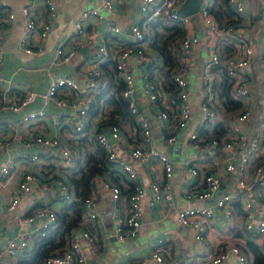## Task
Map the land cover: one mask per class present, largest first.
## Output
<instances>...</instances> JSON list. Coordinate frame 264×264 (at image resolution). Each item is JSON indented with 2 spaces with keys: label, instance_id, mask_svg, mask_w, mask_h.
Instances as JSON below:
<instances>
[{
  "label": "built area",
  "instance_id": "2783aa9c",
  "mask_svg": "<svg viewBox=\"0 0 264 264\" xmlns=\"http://www.w3.org/2000/svg\"><path fill=\"white\" fill-rule=\"evenodd\" d=\"M35 0H26L20 7V14L25 18L27 33H35L44 38L51 29V19L55 16L53 0H41L35 5ZM215 0H202L198 13L204 24L203 38L206 40V56L200 79V118L197 125L189 128L192 119L189 107V64L192 51L200 38L194 34H185L177 47L178 67L169 69L159 60V53L150 42L152 33L147 23L157 17L179 21L183 27L190 21V15H180L178 8L181 0H140L139 12L142 16L138 23L130 26L131 39L125 41L118 48L111 50L105 43L95 45L91 57L83 68V81L80 83L73 76H59L53 78L44 91L38 93L34 89L25 91L22 96L10 99L9 109L17 111L28 106L38 96L54 97L57 94L71 93L78 104L74 116V133L77 137L83 134L85 125L91 128L87 139L90 140L95 151L103 149L108 161L115 163L125 178L132 183L131 191L126 199L127 207L119 202L120 188L115 183L104 180V186L109 189L112 199V210L115 221L114 235L117 240L125 241L136 236L141 228L142 201L146 192L136 181V166L125 160L121 155H127L136 163H148L157 160L162 169L161 178L154 177L150 183V201H165L170 209H177L172 197V177L174 160L161 151L154 144L152 138V122L161 129L164 143H174L181 136L192 149L195 150L190 159L186 160V174L194 183L180 191V198L187 203L176 210V220L182 226L193 230L194 239L200 244L199 254L209 264H246L247 254L238 244L219 245L209 237L210 230L218 213L225 218L233 219L235 209L239 210L241 220L238 224L239 232L244 242L256 244L264 254V78L258 84V96H254L245 82V72L252 55V48L244 42V32L238 28L237 22L218 26L209 14V7ZM229 7L236 13H243L245 0H228ZM101 6L109 8L110 0H101ZM98 7H88L80 11L77 21L73 24L72 37L77 38L86 25L90 16H99ZM264 15V10H263ZM14 13L5 11L0 21H12ZM106 28L113 33L119 31L117 24L112 21L106 23ZM233 44L237 50L231 54H220L217 41ZM71 39L56 47L52 63H66L71 61L77 52L78 44ZM39 48L26 46L25 52L35 55ZM108 59L113 60V73L108 74ZM131 59L137 64L133 66ZM2 65V44L0 39V69ZM264 70V60L261 61ZM139 72L142 81L140 97L136 93L134 69ZM169 69L171 79L175 85L172 90L162 87V71ZM216 69L223 70L231 84L230 94L234 99L243 102V110L230 116L225 131L220 136L211 133L224 120V105L215 86ZM3 78L0 74V98L5 99L3 93ZM111 85L120 86V95L126 101L129 113L128 120H122L115 115V120L108 121L106 107L97 96L106 91ZM144 101L151 116L141 110L140 101ZM260 102V113L254 115L253 103ZM64 99L58 104L63 105ZM42 109L28 110L19 117V122L29 123L36 117L44 116ZM51 119L58 122L57 114L50 113ZM253 121V122H252ZM153 122V125H154ZM155 126V125H154ZM250 126L251 129L247 130ZM204 132H209L206 137ZM125 137V138H124ZM16 140L25 146L39 145L42 147L43 158L49 159L51 150H57L64 165H72V158L76 155L73 147L62 142L58 137L43 135H17ZM126 139V140H125ZM8 147V140L0 131V152ZM30 161H38L39 155L29 156ZM213 170L206 172L207 165ZM16 162L5 161L0 166V178L8 181L12 176V169ZM39 167L25 171L18 181L16 190L12 194L8 208H14L27 194L38 186L37 171ZM201 179L198 183V178ZM60 190L63 199L73 200L69 183H61ZM97 201L95 194L84 201V217L94 219L97 215ZM56 211L52 207L41 204L34 207L30 214H22L17 218L20 224L39 220L33 233L26 230L9 237L0 248V264H10L4 256H15L24 248L29 247V241L35 236H43L48 227L55 225ZM70 243L67 247L45 259V264H85V253L82 242L89 241L90 231L82 228L72 230ZM233 255V260H230ZM193 257L183 259L179 264H187ZM154 261L157 264H172L166 260L158 249L152 250L147 256L135 262L124 264H147Z\"/></svg>",
  "mask_w": 264,
  "mask_h": 264
},
{
  "label": "crops",
  "instance_id": "0c3cea01",
  "mask_svg": "<svg viewBox=\"0 0 264 264\" xmlns=\"http://www.w3.org/2000/svg\"><path fill=\"white\" fill-rule=\"evenodd\" d=\"M55 5V16L51 19V29L46 37L40 38L35 33H27L25 28V18L20 14L26 0H0V17L5 11L14 13L12 21H0V39L2 44V65L0 74L3 78V93L6 98H0V131L8 140V147L0 152V166L5 161L16 162L12 169V176L8 181L0 178V248L7 239L15 235L18 230H26L33 233L39 220L30 223L20 224L17 218L22 214H28L41 204L48 205L56 211L64 208L70 200L63 199L60 190L61 183H69L68 169L82 164L86 152H95L88 135L91 128L86 124L83 134L80 137L74 133V116L77 113L78 104L74 95L66 93L57 94L53 98H43L38 96L28 106L17 111L9 109L12 98L20 97L25 91L30 89L38 93H44L48 83L55 77L73 76L80 83L83 81V68L91 57V51L98 43H105L111 50L120 48L125 41L131 39L130 26L136 24L141 19L139 12L140 0H110L111 6L104 8L101 0H53ZM218 1V0H217ZM35 5H40L41 0H35ZM183 0H181V3ZM98 7L99 16H90L86 21L83 31L77 34L76 42L72 37L73 24L77 21L79 13L84 8ZM232 10V9H231ZM264 0H245V10L236 14L238 28L244 32V42L252 48V55L245 67V82L254 96L259 95L258 84L264 78V70L261 61L264 60ZM112 21L117 24L119 31L113 33L106 28V23ZM184 33L194 34L200 38L193 48L189 64V107L192 113L190 126L194 127L200 118V79L206 56V40L203 38L204 24L201 15L197 12L190 15V21L183 27ZM148 30H151L148 28ZM151 32V31H150ZM152 33V32H151ZM71 39L78 44V49L71 61L66 63L53 64L51 57L56 47ZM178 41V40H177ZM37 46L39 52L35 55L25 52L28 45ZM68 45V44H66ZM229 45L220 40L217 41V50L220 54H227L225 48L230 53L237 50L235 46ZM225 47V48H224ZM233 48V49H232ZM229 53V54H230ZM159 60L163 59L159 55ZM113 60L107 63L108 71L113 72ZM130 63L136 66L135 59ZM216 83L222 77L220 71H213ZM136 81V93L140 97L142 81L139 79L137 68L134 69ZM230 91V89H229ZM59 99H64L63 105L58 104ZM141 110L151 116L150 110L145 102L140 101ZM260 102L253 103V113H260ZM44 111V116L36 117L29 123L19 122V117L28 110ZM238 110L237 112H239ZM236 112V113H237ZM50 113L57 114L58 122L55 123L49 116ZM235 113L231 112L232 116ZM154 122V121H153ZM152 122V138L158 149L164 151L175 162L173 171L172 197L176 208L186 205L180 198V191L194 183V179L186 174V160L195 152L192 147L185 142L181 136L174 143H164L161 138V129ZM253 122V121H252ZM251 127L248 126L247 130ZM33 135L41 133L43 135L58 137L62 142L70 144L76 155L72 158V165H64L57 150L52 149L49 159L43 158L42 147L39 145L25 146L16 140L19 135ZM125 138V137H124ZM126 140V139H125ZM38 154V161H30L31 154ZM121 155L126 161L133 163L137 168L136 181L142 185L146 192V198L142 201L141 228L136 236L129 237L125 241H119L114 235L115 221L112 210V199L109 189L104 186L102 176H95L94 186L90 193L95 194L97 201V215L94 219H87L83 216L80 229L84 228L91 233L89 241L82 242V249L85 253V264H124L135 262L147 256L152 250L158 249L164 258L172 264H179L183 259L193 257L187 264H209L206 259H202L199 251L200 244L193 237V230L190 227L178 224L176 220V210L170 209L165 201H150V183L154 177L162 175V167L157 160L148 163L133 162L127 155ZM39 167L37 171L38 186L27 194L14 208L9 209L8 204L12 194L16 190L19 179L25 171L33 167ZM208 169H213L212 165H207ZM201 179V176L198 178ZM130 181L124 178L120 181L119 202L123 206V211L127 207L126 195ZM71 186V185H70ZM72 194L74 190L72 189ZM241 215L235 209L233 219L225 218L218 213L210 230L209 237L219 245L227 246L238 244L247 254L246 264H254L251 253L248 251L244 240L239 232V222ZM34 238V237H33ZM33 238L29 241L32 246ZM24 248L15 256H4L10 264L24 255ZM233 255L229 259L233 260ZM224 262L222 264H228ZM147 264H157L150 261Z\"/></svg>",
  "mask_w": 264,
  "mask_h": 264
},
{
  "label": "trees",
  "instance_id": "16d2710c",
  "mask_svg": "<svg viewBox=\"0 0 264 264\" xmlns=\"http://www.w3.org/2000/svg\"><path fill=\"white\" fill-rule=\"evenodd\" d=\"M209 14L218 26L236 21V15H234V12L229 7L228 0H215L209 7ZM147 27L152 32L150 45L158 51L160 57L163 59V65L168 66L169 69H176L178 67L177 47L180 39L185 35L182 24L179 21L157 17L150 20L147 23ZM230 45L234 46L233 44L225 46ZM225 50L227 54L230 53L226 48ZM169 69L162 71L164 77L162 87L166 90H173L175 85L171 79ZM218 70L216 69L215 71ZM219 71L222 77L217 83L215 80V86L219 91V97L222 100L225 111L224 120L211 133L213 136H220L225 131V123L228 122L227 120H229L231 112L237 114L238 110H243V102L239 99H234L230 94L229 89L231 88V84L228 81L227 75L223 70ZM108 74L110 75V71H108ZM99 99H102L101 102L106 107V113L109 117L108 121L115 120V115H119L122 120H128L131 117L127 103L120 95L119 85H111L106 91L100 93L97 96V104H99ZM204 134L206 137L210 136L209 132H204ZM205 170L206 172H210L213 169L205 168ZM68 171L67 176L71 185L70 192L72 193V189L74 190V194H72L73 200L64 208L58 211L55 210L57 217L55 225L48 227L43 236H35L32 246L28 247V250L25 251L24 255L15 264H45V259L48 256L61 252L67 247L70 243L72 230L79 228L82 222L84 201L91 195L90 191L94 186L93 179L95 176H102L104 180L115 183L118 187L120 181L125 178L115 163L106 159L105 153L100 147L93 153L86 152L84 162L68 169ZM129 183L130 185L124 200L127 199L132 188V183ZM245 245L252 255L253 263L264 264V254L260 251L259 247L250 241H246Z\"/></svg>",
  "mask_w": 264,
  "mask_h": 264
},
{
  "label": "water",
  "instance_id": "95a60500",
  "mask_svg": "<svg viewBox=\"0 0 264 264\" xmlns=\"http://www.w3.org/2000/svg\"><path fill=\"white\" fill-rule=\"evenodd\" d=\"M201 2L202 0H183L178 8V13L183 16L195 14L199 11ZM261 178L264 180V173Z\"/></svg>",
  "mask_w": 264,
  "mask_h": 264
}]
</instances>
